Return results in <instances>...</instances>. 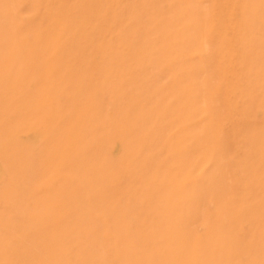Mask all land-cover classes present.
<instances>
[{
  "label": "rangeland",
  "instance_id": "374dc122",
  "mask_svg": "<svg viewBox=\"0 0 264 264\" xmlns=\"http://www.w3.org/2000/svg\"><path fill=\"white\" fill-rule=\"evenodd\" d=\"M0 264H264V0H0Z\"/></svg>",
  "mask_w": 264,
  "mask_h": 264
}]
</instances>
